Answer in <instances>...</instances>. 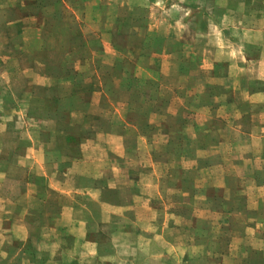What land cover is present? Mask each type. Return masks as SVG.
Returning <instances> with one entry per match:
<instances>
[{
  "label": "crops",
  "instance_id": "obj_1",
  "mask_svg": "<svg viewBox=\"0 0 264 264\" xmlns=\"http://www.w3.org/2000/svg\"><path fill=\"white\" fill-rule=\"evenodd\" d=\"M83 1L89 70L60 48L0 74V264H264V0ZM122 58L171 95L108 94Z\"/></svg>",
  "mask_w": 264,
  "mask_h": 264
},
{
  "label": "rangeland",
  "instance_id": "obj_2",
  "mask_svg": "<svg viewBox=\"0 0 264 264\" xmlns=\"http://www.w3.org/2000/svg\"><path fill=\"white\" fill-rule=\"evenodd\" d=\"M60 1H64L69 9H63L62 6H59ZM83 2L82 0H0V71H2L0 74L3 75L6 83L10 82V86L14 84L13 86L16 89L25 80L29 83L30 76L33 74V72L30 73L29 68L32 65L39 64L47 51L52 49H70V66L74 68L70 69L69 67V70H71L70 73L73 75V79L78 78L79 73L75 72L80 70L82 64H87L86 70H89L87 66H89L88 64H93V62L85 54L84 48H86V51L95 50L97 52L100 46L97 41L93 40H89L86 45H82L83 41L80 38V34L83 31L78 26H75L76 22H73L74 19L80 20V25L83 27L84 32L87 35L92 34V5L85 7V2ZM123 14L125 12L111 9V7L108 8L103 3L98 12L95 13V16H99L102 19L109 17L110 22L115 16L121 19L126 18ZM141 16V8L135 10L134 18L141 21ZM127 17L130 18L129 16ZM141 28V24L137 28L127 25L125 26L126 31L124 33H117V44L120 51L128 52L129 46H136L142 42L139 39L142 33L140 32ZM111 29L112 26L103 25L102 30L104 34L110 33L114 35ZM136 33H139L140 36ZM132 34L134 40L128 38L132 37ZM161 45L160 42L150 39L146 43V49L152 51L161 48ZM136 50L138 51L139 48ZM81 56H85V58ZM100 59L102 66L110 64L108 57L101 56ZM122 59L116 61L115 71L112 77H110V80L113 78L116 84L110 88L111 90L108 87L109 82L106 85L109 91L108 94L111 91L113 97L120 99L126 96L136 99L141 96V93L151 98L157 97L159 93L163 95V98H168L171 95V92L168 90H165L164 94L161 93L162 90L159 92L157 88L158 82L156 83L155 80L152 81L145 75L133 71V68L135 69L133 63L129 59L128 61L125 58ZM95 60L97 62V57ZM189 64L195 66L197 63ZM85 75L87 76V80H94L91 70L86 71ZM106 80L108 81L109 78L107 77ZM200 80H204V75ZM37 81L34 79L33 82L36 83ZM126 84L129 89H126ZM87 91L84 88L83 92ZM201 91V95L205 96L206 90L202 89ZM7 100L11 101L10 96L7 97Z\"/></svg>",
  "mask_w": 264,
  "mask_h": 264
}]
</instances>
